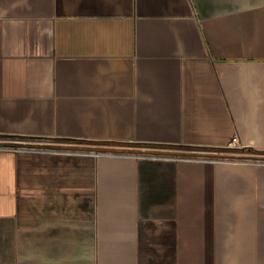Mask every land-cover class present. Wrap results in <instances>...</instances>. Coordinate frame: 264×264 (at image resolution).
<instances>
[{
	"label": "crops",
	"instance_id": "crops-1",
	"mask_svg": "<svg viewBox=\"0 0 264 264\" xmlns=\"http://www.w3.org/2000/svg\"><path fill=\"white\" fill-rule=\"evenodd\" d=\"M1 145L0 264H264V0H0Z\"/></svg>",
	"mask_w": 264,
	"mask_h": 264
},
{
	"label": "rangeland",
	"instance_id": "rangeland-1",
	"mask_svg": "<svg viewBox=\"0 0 264 264\" xmlns=\"http://www.w3.org/2000/svg\"><path fill=\"white\" fill-rule=\"evenodd\" d=\"M77 147L79 149H83V150H88V151H98V150H110V151H119V150H124V151H131L133 152L134 149L133 148H129L126 146H110L108 145V147H103L100 144H94V143H89V142H84V143H79L77 144ZM194 152H189L188 154L184 155V156H195L197 153H203V156H211L210 153H212L214 156L215 154H218V156L221 157H238L240 155L247 157H253V156H257L258 154H256L255 152L251 151L250 149L247 148H243V149H234V148H224V149H202V150H193ZM144 153L147 154H158V155H173V150L169 149V148H147L144 149V151H142ZM193 153V154H192ZM261 159H264V155L263 157H260Z\"/></svg>",
	"mask_w": 264,
	"mask_h": 264
},
{
	"label": "built area",
	"instance_id": "built-area-1",
	"mask_svg": "<svg viewBox=\"0 0 264 264\" xmlns=\"http://www.w3.org/2000/svg\"><path fill=\"white\" fill-rule=\"evenodd\" d=\"M225 148H234V149H243L245 148L244 146H242V144L240 143V140L237 138V137H234L232 138V140L225 146ZM0 149H3V150H15V151H18V150H22V148H15V147H10V146H7V145H1L0 146ZM224 149V148H223ZM184 160H194L192 158H184Z\"/></svg>",
	"mask_w": 264,
	"mask_h": 264
}]
</instances>
